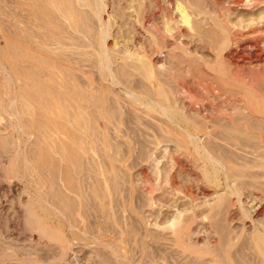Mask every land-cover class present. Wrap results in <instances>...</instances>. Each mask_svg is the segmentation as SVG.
Segmentation results:
<instances>
[{
    "label": "bare ground",
    "instance_id": "6f19581e",
    "mask_svg": "<svg viewBox=\"0 0 264 264\" xmlns=\"http://www.w3.org/2000/svg\"><path fill=\"white\" fill-rule=\"evenodd\" d=\"M16 4L18 7L26 6L30 12H33L34 5L38 6L36 9L41 7L38 18L42 20H44L42 14L48 15L51 10L56 9L57 15L53 11L51 16L55 15L53 19H58L60 22L57 21L62 38L60 41L64 48L60 47L62 52L58 57L63 64L57 60V64L54 63L53 66H58L57 69H60L59 77L66 92L51 89V94L48 92L50 90L47 81L37 78L39 73L34 72L36 66L31 68V65L27 67L21 64L42 58L44 63L54 61L53 58L50 60L43 57L41 51H34V48L30 49L24 44L22 39H25V36L23 37L24 34L22 35L18 24H14L15 27L11 28L10 33H4L0 37L2 41L0 89L4 88L1 95L4 96V100L0 102L2 104L0 111L15 116L16 123L12 125L19 133L18 138L6 136L7 134L0 135V152L4 154L0 155L9 159L10 168L15 170V176L17 174L20 178L17 187L21 189L23 195L25 193L27 195L29 190H32L30 188H34L35 191L29 194L25 201L20 199L14 202V207L10 205L11 209L8 208L6 215L4 214L8 221L11 220L18 225L15 234L8 232L7 226H3L7 221H4L5 224L0 222V264L66 263L76 251V244L82 241L88 243L91 239L92 231L82 228V218L85 216L82 214H85L84 209L88 212L89 199L102 200L100 201L102 204L99 205H95L94 200L92 206L95 205V210L101 214L102 222L104 219L106 225L109 221L113 225L116 224L113 220L115 214L113 197L121 191H119L121 184L114 162L120 158L118 156H121L119 152L122 148L115 154L114 146L120 142L113 146L114 140H111L110 134L105 132L110 138L106 140L107 138H104L106 136L102 134L104 130L101 131V128L109 132L114 131V126L118 127L117 121L123 119V115L127 117L125 127L127 125L129 132L137 133L139 137L140 134L145 133L143 127L146 126H150L157 134L163 131H176L171 134L174 135L171 142L175 144L176 149L170 154L178 170L187 172L192 180L198 183L211 180L212 173L204 171L202 175L197 171L211 166L214 177L223 170L227 181L234 182L236 179L242 181L243 178H248L247 183L241 185L247 187L251 185L256 190H259L256 187L260 188L261 185L264 187V182L256 181L257 178L264 177V171H251L245 163L238 164L239 161L246 162L255 156L253 153L250 157L249 153L252 152L249 150L261 152L258 155L261 154L260 156L264 158V0H27L25 2L18 0ZM49 5H53L55 9H50ZM0 9L4 12L2 7ZM23 15L25 14L21 16L25 17ZM12 16H15L17 21L21 20L18 13ZM30 19L29 21H33ZM35 22L34 24H37ZM57 29L56 32L53 31L57 33ZM36 32L29 25L26 26L28 43L41 36ZM55 33L52 36L48 33L45 35L49 36V40H56ZM45 46L49 47V43ZM69 47L74 50V55L81 53L85 54L84 57L91 56L90 62L95 76L91 73L94 78L92 75L90 78L94 80H87L86 84L84 83L88 85V90L77 86L84 80L78 75L80 70L77 69L78 62L73 61L74 57L71 58ZM85 49H91L92 53L89 54ZM56 54L53 52L54 56ZM36 71L40 72L38 69ZM45 74L47 75L46 72ZM51 75L53 76V74L49 76ZM17 83L24 86L17 89L15 88ZM112 85L122 86L121 90H125L123 91L125 97L120 94L121 90L118 92L116 87L114 90ZM189 85H196L203 94H197ZM54 86L56 87L55 84ZM49 93L53 96L52 99L48 96ZM181 101L188 102L191 112L182 114L181 111L180 114ZM217 105L221 110L217 109ZM192 113L195 115L193 116ZM195 118L200 121L196 122ZM32 134L36 139L31 142L29 139ZM62 134L68 135L72 143L65 140L66 143ZM61 136L64 138L61 139ZM131 136L133 137V134ZM117 138L119 137L115 139ZM137 138L135 142H138L140 149L136 148V150H142L140 151L142 153L147 151L149 154L150 151L157 149L149 146L145 139L140 138L141 141H137ZM169 139L165 141L168 142ZM121 143L125 144L123 140ZM90 144L93 148L91 151L94 152L93 159L88 154ZM109 146L114 147H111L114 155L110 154L112 151ZM119 146L123 145L119 144ZM106 147L110 149V153ZM126 150L131 151L130 148ZM109 156L112 160L107 164ZM258 159H254L251 165L253 163L254 167L264 168V160ZM188 160L193 163L194 168L188 165ZM169 182L175 184V175L169 176ZM262 187L260 191L264 194ZM204 188L202 192L205 193ZM193 193L191 188L186 190L188 196ZM222 194L218 195L217 204L215 203L214 207L211 205L213 216L217 217L214 225L222 232L226 245L231 248L228 242L230 234L228 230L230 232L231 229L227 227L226 222L232 221L235 211L232 204L226 203L229 198L225 201ZM210 218H212L211 214ZM184 222L182 223L179 218L175 222L173 220L170 226L176 246L180 244V236L188 226H184ZM135 226L128 227L126 231L129 239L136 233ZM151 234L154 241L160 244L163 236L156 232ZM90 241L93 242V239ZM249 242L264 264V234L255 233ZM234 243L233 241V245ZM244 245L246 246V242ZM182 246L185 247L181 244L180 247ZM211 247L217 248V246ZM195 248L192 249L193 252ZM206 248L209 249L208 246ZM192 250L190 249L191 252ZM205 252L198 254L203 256ZM229 252L230 250L223 254L220 252V261L222 260L223 264H229L231 259H234L235 256L230 257ZM201 258H198L199 264H202ZM239 263L238 261L237 264ZM105 264L112 263L107 261Z\"/></svg>",
    "mask_w": 264,
    "mask_h": 264
},
{
    "label": "rangeland",
    "instance_id": "374dc122",
    "mask_svg": "<svg viewBox=\"0 0 264 264\" xmlns=\"http://www.w3.org/2000/svg\"><path fill=\"white\" fill-rule=\"evenodd\" d=\"M19 1L25 2L27 0H19ZM15 2L18 3V0H16V1L15 0H1L0 1V8L2 7L3 10H4V12H1L2 10L0 9V19L2 20V21L0 20V24L3 23L2 25H0V37L3 36L4 33L5 34L10 33L12 31V29H14V27H15L14 24L15 23L18 24V26L21 29L22 35L24 34L23 37L25 36V39L24 38L22 39L24 41V44L27 45L28 48H30V49L34 48V51H36V50H39V52L41 51L40 54L43 57H46L48 59H50V58L52 59L53 58L52 61H54L53 63H48L46 61L44 63V60L42 58V59H39V60H41L40 63H39V60H37L38 63H37L36 60H34L32 62L31 61L22 62L21 64L23 66L24 65H26V66L27 65H31V68H34V66H36L34 68L35 71L34 70L33 71L35 73H39L40 75L41 74L45 75V76H43V75L39 76V74H37V78L39 80L43 79L44 82L47 81L46 83L49 84V86H50V87L48 86V89L50 90L48 92L51 93V89H55L56 91H58V89H59L61 91H58V92H62V91L66 92L65 87H62V84H61L62 80L59 77L60 76L59 74H61V71H60V69H57L58 66L57 67L53 66L54 63L57 64V60L60 63V59L58 57H59L60 53L62 52V49L60 48L62 46L61 41H60V40H62V38L60 36V25L58 26V23H60V22H59L58 19H53V16L57 15V11H56L55 7L53 5H49L50 9H55V10H51L48 15H47V13H46V15L42 14V17L44 16L43 17L44 20H42V18L41 19L38 18V16L41 13V11H40L41 7L37 8V9H36V7H38L37 5L33 6L35 8L32 7L33 8L32 9L33 12L35 11L34 12L35 16H34L32 11H31L32 15L30 14L31 12H30V10H28L26 8V6L18 7V5ZM39 6H42V5H39ZM12 7H15V8H12ZM23 8H26V9L23 10ZM19 9L21 11H19ZM15 10L16 11L18 10L17 13L20 14V17H21L20 21L15 20V16H12V15L17 14ZM53 11L55 12V15L51 16V13L52 14L54 13ZM13 13H15V14H13ZM35 13H37V14H35ZM22 14H25V15H23L25 17H22L21 16ZM26 15H27V17H26ZM50 17H52L51 18L52 21H51V19H49ZM30 18L33 21H29ZM25 20H28V21H25ZM55 20H56L55 23H57V21H58L57 26L54 23ZM35 21L37 22V24H34ZM44 21H46V22H44ZM41 23H42V25L39 26L38 24H41ZM31 24H32V26H31ZM28 25L30 27H32V29L35 32L37 31L36 33H39L38 34L39 36L41 35L40 37H36L34 39L35 41H31L29 43H28V41H26V26H28ZM41 26H43V27H41ZM55 27H57L58 29L55 28ZM55 29H57V33L58 34L55 33L56 32ZM48 30L49 31L51 30L50 33H49ZM43 32H45V33H43ZM51 32L56 34L55 35V37L57 36L56 40H49V36H52V34H53ZM47 33H48L49 36L45 35ZM40 42H42L44 44H41ZM0 43L2 44V41H0ZM48 43H49V47H46L45 44H48ZM53 43H55V44H53ZM42 45H43V47H42ZM62 47L64 48V46H62ZM56 49H58V50H56ZM69 49H70V47H69ZM53 50H55V51H53ZM85 50L87 52L89 51L88 52L89 54L92 53L91 49H85ZM49 51H51L52 54ZM57 51H58V54H56ZM70 51H71V53H70ZM70 51H69V53L71 54V58L74 57L73 61L76 60L75 62L76 63L78 62L77 63V65H78L77 69H80V70H78V75H80L81 78L83 77V80L85 81V82L81 81V84H79L77 86H79L80 88L83 87L82 89H87L88 90V85H85L87 80L88 81H90V80L93 81L94 80V79L90 78V76L92 74H94V72H92L93 68L91 67V62H90V60H91L90 57L91 56L86 55L87 57H89V58H87V57H84L85 54H81V53L75 54V55H77V56H75L73 54L74 50L70 49ZM46 52H49V53H46ZM53 52H54V54H56V56L53 55ZM48 55L49 56L52 55V56L49 57ZM85 60H88V62L85 61ZM40 64H42V65H40ZM60 64H63V63H60ZM86 64H88V65H86ZM89 64H90V66H89ZM84 66H85V68H84ZM27 67H30V66H27ZM45 67H46V69H45ZM52 67L55 68V69H53ZM36 69H38V71L40 70V72H37ZM50 69L56 71V73L54 71L52 72ZM0 70H1V68H0ZM44 71L47 73V75L45 74ZM82 71L84 72V75H83ZM48 73H49V75L53 74V76H55L56 79L52 78L53 77L52 75L49 76ZM94 76H95V74H94ZM94 76H93V78H94ZM46 79H48V80H46ZM56 80L60 81V82L57 83ZM49 81H50V83H48ZM50 84L53 86V88H52V86ZM54 84L56 85V87L54 86ZM83 84L85 85V87H84ZM23 86L21 85V83L20 84L17 83L15 85V88L18 89L19 87H23ZM112 86H113L114 90L117 88L116 90L118 92H120L119 90L123 89V88H121L122 86H117V85H115V86L112 85ZM190 88H193L194 89V90L192 89L193 91L196 90L195 92L197 94H200V95L203 94L202 93L203 91L201 92V89L197 88L196 85H191ZM195 88H197V89H195ZM3 89L4 88H2V90ZM2 90L0 89V93H1L0 94V102L1 103L4 100V96H1L3 94ZM123 91H125V90H123ZM123 91L121 90L120 94L123 95V97H125L126 94ZM45 93H47V91H45ZM50 93L48 94V96L50 98L51 97L53 98V96H51L52 93L51 94ZM187 104H188V102H186V101L185 102L181 101L179 103V106L181 108L180 114H181V111L183 112L182 114H187V112H191L190 106H189V104L187 106ZM1 105H0V109L2 108ZM217 109L221 110L219 105H217ZM193 114L194 113H192V115ZM123 116H122L123 119H120V121H119L120 124L117 121L118 127L116 126L117 127L116 128L114 126V131L112 130L113 133H115L119 137V138H117L119 141H117V139H115L117 136L115 134H113L112 131L109 132V130H105L104 128L100 127L101 131H102V129L104 130V131H102V134L104 136H106V133L107 134L109 133L110 134V138L111 137L114 138V139L111 138V140H114L113 141L114 143H112V145L113 144L115 145L117 142H120L119 144L123 145V146H119L118 143L115 146L113 145L116 148V150H117V151L114 150L115 154L118 152V150L120 151V149L122 148L121 151L119 152L121 154V156L120 155L118 156L120 158H118L114 162L116 165H118L120 167L119 168V167H117L115 165V167L117 168V171H118V172H116V174H117V176H119V178H120L119 180H120V184H121L120 185L121 187L119 186V191L120 190L121 191L118 192V194L114 195V197H113L114 198L113 206L115 207L114 210H113L114 213H115L114 217H113V220H115L116 224L113 225L109 221L108 223H111V224L108 225V223H107V225H106L105 224L106 222L104 223V219H103V222H102L101 214L99 212L97 213V211L95 210V207H94L97 204L98 205L102 204L101 203L102 200H99V199H92L91 200V199H89L88 202H90L89 203L90 205L88 204L89 205L88 208L90 210L87 208L88 212H85L86 209L83 208L84 209L83 213H85V214H82V215H85V216L83 217L81 215V218L83 217L82 218V224H83L82 228L86 229V230H89V231H92L91 239H93V242H91L90 241L91 239H90L88 241V243H84L82 241L81 243L76 244L78 246V247L75 246L76 251L71 255L70 260H68L64 264H105V262H107V261L111 262L112 264H117V263L118 264H122V263L123 264H199L198 263V260H199L198 258H200V257H202L201 258L202 259L201 260L202 264H204V263L205 264H223L222 260L220 261V256L219 255H220V252H221V254H223L227 250H230V252H229L230 253L229 254L230 257L232 255L235 256L234 259L233 258L231 259V262L229 264H237L238 261L240 262L239 264H263V262H261L262 259L260 258L259 255L257 256V254L254 252V249H252L253 245L251 244V242H249V241H251V238H252V236L255 233L264 234V196H263L264 194L262 192V194H263L262 195L261 191H260L261 187L263 185H261L260 188L256 187V188L259 189V190H256V189L253 188L254 186L251 187V185H250L249 187H247V185L246 186L241 185V183H247L246 180L248 178L247 179L243 178L242 179L243 182L241 181V179H239V180L236 179V180H234V182H233V180L227 181L226 178H225V174H224L223 170L220 173H218L216 177H214L215 175L213 174V169H212L211 166L206 167L205 170L197 169V171H199L200 174H202V175H203L204 171L212 173L214 175L213 176L211 174V180L205 181L203 179L205 182L202 181L201 183H198L197 181L192 180L189 177V175H187L188 174L187 172H180L178 170V168L176 167V165L174 164V161H173V159L171 157V154L174 153V150L176 149L175 148V144L173 142H171V140L174 138V135H171V134L173 132H176V131H172V132L171 131H169V132L163 131V133H161V134L158 133L157 134V133H155V131L153 129H151L150 126H148V127L146 126V127H143V130L145 129L144 130L145 133L140 134V137H139V134H137V133L135 134V133L129 132V129L127 128V125L125 127V124H127V122H126L127 117L125 115H123ZM12 120H13V122H12ZM122 120L124 121V123H122L123 122ZM197 121H198V118L196 119V122ZM10 122H11V124H9ZM14 123H16V118H15L14 115L12 116L11 114H9L7 112L0 111V133H1L0 135L1 136L2 135L5 136L7 134L6 136L10 135V136L18 138L19 137V133H17L18 131H16V128L14 127V125H12ZM194 124H196V123H194ZM120 126L123 128V130H122V128ZM120 128H121V130H118ZM122 131H124L123 132L124 134L122 133ZM103 132L104 133L106 132V133L104 134ZM132 134H133V137H135L134 139H132L133 138L131 136ZM62 135H64V134H62ZM150 135L152 137H150ZM66 136L64 135L65 138L61 136V139L64 138L63 139L64 141L67 140L69 143H72V142H70V140H71V139H69L70 137L68 135H66ZM167 136H168V138H170L169 139L170 141H168V142L165 141L166 139H168ZM30 137H29L30 138L29 141H31V142H32V140L36 139V136L33 135V134ZM108 137H109V135H107L104 138L105 139L107 138L106 140H108V139H110ZM160 137H162V138H160ZM163 137L166 138V139H164ZM17 138H14V140L17 139ZM136 138H137V141H141V139L142 140L145 139L147 141V144H149V146L156 147L157 149H154V150L150 151L149 154H148L147 151H143V153H142V152H140L142 150H136V148L140 149L139 145H138V142H135ZM111 140H110V142H111ZM121 140H123V142L125 144L121 143ZM153 140H154V142L152 143ZM202 140L204 141V139H202ZM149 141H151V143H148ZM134 145H137L138 147L137 146L134 147ZM90 146H91V149H90ZM113 146H111V147L114 148ZM111 147H110V149H111ZM129 148L131 149L130 152H128V150H126V149H129ZM89 149H88V152H90V153H88V154L90 156L89 155L88 156L91 158L92 154H94V152H92L93 148H92L91 144L89 145ZM106 149H107V147H106ZM110 149L109 150L107 149V151H108V153H110L112 151V153H110L112 155L114 151H113V149H111V151H110ZM133 149H135V150L133 151ZM171 150H172V152H171ZM165 151H167V152H165ZM249 152H252V153H249L250 157H252L253 153H254L253 156L255 155L254 157H252L253 159L249 158V160H247L250 163L247 162V161L246 162L245 161H239V163H238L237 162L238 160L236 159L235 160L236 164L237 163L238 164L243 163V165H244V163H245V165L249 166V169L251 171H264V168L261 167V166L254 167L253 163L251 165V162L254 161V159H258V157L261 155V154L260 155H258V154L261 153V152L252 151V150H249ZM0 154H1V152H0ZM1 155H4V154H1ZM1 155H0V211H2V212H0V219H1L0 222L7 221V224L3 225V226L4 227L7 226L6 228L9 229L8 232H11V233L15 234V232L18 231V227H17L18 225L15 222L13 223L11 220L8 221L7 217H5L6 211L8 210V208H10V205H12V206L15 205L14 202H17L20 199L22 201H25L26 197L29 196V194L35 193V191H34V188H30V189L33 190V192H32V190H29L27 195H26V193H25V195H23L24 193H22L21 189L19 187H17V181H20L19 180L20 178L17 176V174L15 176V173H16L15 170H12L10 168L9 162H8L9 159L7 157H3ZM256 155H258V156L256 157ZM152 156H153V158H152ZM142 157H144V158L142 159ZM93 158H95L94 155L92 156L91 159H93ZM108 158H109V160L107 159V162L112 160L111 156H109ZM136 160H138L137 163H136ZM258 160L261 161V160H264V158H262L260 156V158ZM132 161H133V163H132ZM156 161H157V163H156ZM187 163H188V165L191 168H194V165H193V163L191 161L188 160ZM107 164H109V162ZM135 165H137V166H135ZM252 166H253V168H251ZM7 167H8V169H7ZM154 170H155V172H154ZM170 175H175V177H176V182L173 185L169 182V176ZM125 176H126V178H124ZM214 178H215V180H214ZM260 178L261 179H259V178L256 179L257 183H260L261 181L264 182V177H260ZM23 180L26 183L25 179H23ZM238 182H239V184H238ZM62 184L64 185V183H62ZM89 185L90 184L88 183V186ZM204 187H206V189ZM250 187H251V189H250ZM189 188H191V190L194 192L193 195H191L192 197L186 195V190L189 189ZM203 188L206 191L205 193H204V191L202 192ZM262 188H264V187H262ZM234 189H235V191H234ZM143 191H145V192H143ZM147 191H149V192H147ZM236 192H238V194ZM216 193H218V194H216ZM233 193L237 197H235L233 195ZM221 194L224 196V197L223 196L222 197H223V199L225 198L224 199L225 201H226V198H229V199H227L229 201L228 202L226 201V203L228 205H229V203L232 204V206H234L233 209L235 211V216L232 219V221H230V223L226 222V223L230 224V225L227 224V227L229 229H231L230 232L228 230V233H230L228 235L229 236L228 242H229V245L231 246V248H229L226 245L225 237L222 234V232L220 230L218 231V229H216V226L214 225V222L217 219V217L213 216L214 213H213L212 209H213L214 205L217 204L216 202H217V200L219 198L218 195H221ZM256 194L258 196H256ZM18 195H20L19 199H18ZM208 195H209V197H208ZM93 197L94 196H91V198H93ZM230 197H232V198H230ZM9 199H12L13 201L9 200ZM259 199H261V200H259ZM195 200H197V201H195ZM254 200H256V201L254 202ZM9 201H12V202H9ZM92 202L95 204L94 206H92L93 205ZM209 205L210 206L212 205L213 207L212 206L210 207ZM193 209H194V211H193ZM188 213H189V215H188ZM190 213H191V215H190ZM210 214H211V217L213 219L215 218L214 220H212V218H210ZM193 216H194V218H192ZM176 217H177V219H176ZM221 217H223V215ZM221 217L219 216V218H221ZM179 218L182 221V223L184 221H186V222H184V226L185 225H188V226H187L186 230H184V232H182V236L183 235L186 236V237H183L184 240H183L182 236H180L181 242H180V244L177 243L178 244L177 246L179 247L178 248L176 246L175 242L173 241L174 236H173V234H171L172 230H171L170 226L172 225V221L173 220L175 222V220H179ZM221 219H223V218H221ZM190 220H191V222H190ZM4 224H5V222H4ZM92 224L93 225L95 224V225L93 226ZM86 225H87V227H86ZM88 225H89V227H88ZM103 225L106 226V227H104ZM129 225L130 226H132V225L135 226L136 225L135 226V232L136 233L131 238L132 240L128 238L127 232H126L130 228ZM165 226L166 227L168 226L167 227L168 231H167ZM10 228H11V230H10ZM154 232H156V233L160 234L161 236H163L162 240L160 241V244L159 243L157 244V242L154 241L153 235L151 234V233H154ZM218 232H219L220 235L218 234ZM161 233L162 234L164 233V234L162 235ZM188 233H190V234H188ZM121 235H123V236H121ZM187 235H188V239L190 238L189 240L187 239ZM92 236H95V237H92ZM135 236H137L138 239ZM223 237H224V239H223ZM246 237H247V239H245ZM136 239H137V241H136ZM185 239H186V242H185ZM233 241L235 242L234 245H233ZM244 241L246 242V246L244 245L245 244ZM89 242H91V243H89ZM181 244L185 245V247H187L188 244H190L191 246L189 245L188 248H185L183 246L180 247ZM223 244H224V246H223ZM192 245H193V247H192ZM210 245L211 246H217V248H218V249L216 248L217 251H216L215 247H211ZM205 246L206 247L208 246L209 249L206 248ZM243 246L245 248H247V249H245ZM250 246H251V248H249ZM190 247H192V248H190ZM193 248H195L194 252L192 250ZM201 248H203V249H201ZM210 248H211V251H210ZM95 249L98 250V251H96ZM190 249L192 250V252L190 251ZM183 250H185L184 251L185 253H183ZM206 250H209L210 252L209 251L207 252ZM236 251H237V253H236ZM238 251H239V253H238ZM189 252L193 256H191V254ZM202 252H205L207 255H205V253H203L204 254L203 256H205V257H203L202 255H199V254H202ZM242 252L243 253L245 252V253L241 254ZM246 253H247V255H245ZM253 253L255 255L254 257H253ZM216 257H218V258H216ZM195 258H196V260H195ZM241 259H242V262H241ZM192 261H194L195 263L192 262Z\"/></svg>",
    "mask_w": 264,
    "mask_h": 264
}]
</instances>
